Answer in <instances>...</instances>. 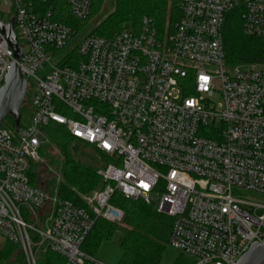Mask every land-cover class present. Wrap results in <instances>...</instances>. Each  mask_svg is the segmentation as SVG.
<instances>
[{
	"label": "built area",
	"instance_id": "built-area-1",
	"mask_svg": "<svg viewBox=\"0 0 264 264\" xmlns=\"http://www.w3.org/2000/svg\"><path fill=\"white\" fill-rule=\"evenodd\" d=\"M90 7L0 0L8 17L0 21L13 20L21 48L15 60L0 31V87L13 61L32 92L28 122L0 125V236L20 246L25 264H37L40 250L60 264H109L80 246L96 218L121 221L110 202L118 192L171 217L168 244L193 264H236L264 236V201L234 194L264 195V60L228 64L223 25L235 11L242 33L264 48V0H179L161 30L142 16L112 37H77L60 18L83 20ZM50 123L112 159L83 205L56 194L47 201L30 183Z\"/></svg>",
	"mask_w": 264,
	"mask_h": 264
},
{
	"label": "trees",
	"instance_id": "trees-1",
	"mask_svg": "<svg viewBox=\"0 0 264 264\" xmlns=\"http://www.w3.org/2000/svg\"><path fill=\"white\" fill-rule=\"evenodd\" d=\"M179 0H114L112 11L96 23L90 34L112 37L123 29H136L142 16L152 19L158 29H163L168 7L176 9ZM102 0H91L89 15L83 20H77L67 12L60 20L79 32L85 22L95 17L101 7ZM65 9L68 10V8ZM1 19L3 17L0 13ZM173 19V18H172ZM174 20V19H173ZM172 21V20H170ZM223 38L226 62L230 65L251 64L264 60V48L261 40L247 37L242 33L241 21L234 11L228 14L223 25ZM21 108L19 110L21 119ZM6 127L13 129L14 121H6ZM43 139L39 148V157H49L50 145H55L63 152L59 164V181L52 175L43 180L40 177L38 161L30 165L28 176L30 183L44 190L46 194H56L60 198L68 199L83 205L84 198L92 195L103 183L101 177L90 167L76 163L68 156L66 145L77 141L63 125L50 123L43 127ZM102 156L104 155L98 151ZM110 202L120 208L123 217L119 222H109L96 218L93 227L82 242L80 249L94 255L99 244L110 239L115 230L122 232L120 248L123 256L118 264H161L166 249L170 225L164 218L165 214L157 212L140 199L123 197L115 192ZM0 264H25L20 246L7 242L0 249ZM40 264H60V258L53 252L44 251V258Z\"/></svg>",
	"mask_w": 264,
	"mask_h": 264
},
{
	"label": "rangeland",
	"instance_id": "rangeland-1",
	"mask_svg": "<svg viewBox=\"0 0 264 264\" xmlns=\"http://www.w3.org/2000/svg\"><path fill=\"white\" fill-rule=\"evenodd\" d=\"M113 5H114V0H102L98 14L95 17L88 19L85 22V24L82 27H80L77 37L84 36L90 33L93 26L96 23H98L100 20H102L110 11H112ZM175 16H176V9H170V7H168L163 28L166 26L167 23H170L171 22L170 20H173ZM66 52H67V48L65 47L56 51L54 57L52 58V62H57L58 60H60V58H62L66 54ZM30 84L31 85L33 84L32 80ZM31 96H32V92H28L25 95L24 102L21 106V111H20L21 122L23 123L28 122L29 117L31 115L30 109L28 108V104L30 103ZM6 121H13V118L10 115H8L3 120L2 123L3 126H6ZM42 142H46V140L42 139ZM66 149L68 151V156L72 160H74L78 164L92 168L96 173L101 167H103L107 163L112 162V159H110L108 156L106 155L102 156L92 146L82 142L74 141L66 145ZM48 154L49 157L51 158V163H49L50 162L49 158L45 159L44 157L41 156L37 160L39 163L38 169L40 171V177L41 179L46 180L48 179V177H50V175H52L56 178V182H58L60 176L59 164L62 160L63 152L55 145H50ZM234 194L237 195L239 198L250 201H256V202L264 201V195H260L258 193L244 189H235ZM47 195H48L47 201H50V197L53 196V194L48 192ZM164 218L167 222L171 223L172 221L171 217L164 216ZM121 239H122V232L119 230H115L111 235L110 239H105L99 244L95 256L100 260L107 262L109 264H118L119 259L123 256V252L120 248ZM7 242L9 241L5 240L3 237L0 236V249ZM43 258H44V251L40 250L38 252V255L36 256L37 264H40ZM59 258L61 262L62 258L61 257ZM193 262H194L193 257L180 252L178 249L170 246L168 244V241L166 242V249L164 251L161 264H193Z\"/></svg>",
	"mask_w": 264,
	"mask_h": 264
},
{
	"label": "water",
	"instance_id": "water-1",
	"mask_svg": "<svg viewBox=\"0 0 264 264\" xmlns=\"http://www.w3.org/2000/svg\"><path fill=\"white\" fill-rule=\"evenodd\" d=\"M12 23V19L7 23L0 21V31L4 34L8 45L12 49L14 59L18 60L21 48L16 43ZM9 65L10 67L7 68L4 74V84L0 87V125L10 115L13 118L14 125L18 127L20 121L19 110L24 102L26 92V79L22 77L15 62L10 61ZM236 264H264V236L262 242L252 243Z\"/></svg>",
	"mask_w": 264,
	"mask_h": 264
}]
</instances>
